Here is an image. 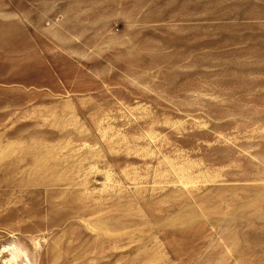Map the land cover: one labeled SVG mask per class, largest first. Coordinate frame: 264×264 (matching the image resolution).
Instances as JSON below:
<instances>
[{"label": "rangeland", "instance_id": "1", "mask_svg": "<svg viewBox=\"0 0 264 264\" xmlns=\"http://www.w3.org/2000/svg\"><path fill=\"white\" fill-rule=\"evenodd\" d=\"M25 5L0 0V246L264 264V0Z\"/></svg>", "mask_w": 264, "mask_h": 264}, {"label": "clouds", "instance_id": "2", "mask_svg": "<svg viewBox=\"0 0 264 264\" xmlns=\"http://www.w3.org/2000/svg\"><path fill=\"white\" fill-rule=\"evenodd\" d=\"M8 253L7 259L0 260V264H20L23 260L24 264H32L28 259L27 249L19 243H9L7 245L0 246V255Z\"/></svg>", "mask_w": 264, "mask_h": 264}, {"label": "crops", "instance_id": "3", "mask_svg": "<svg viewBox=\"0 0 264 264\" xmlns=\"http://www.w3.org/2000/svg\"><path fill=\"white\" fill-rule=\"evenodd\" d=\"M37 1H39V0H32V2H33V4L35 3V2H37ZM25 3H28V0H22V5H23V9H22V6L20 7V9H21V11L19 12V15L21 16V12H22V16H21V18H22V21H24V24L26 25V22H27V19H28V14H29V12H28V14H27V11H26V7H27V5H25ZM34 8V10H36V7H33Z\"/></svg>", "mask_w": 264, "mask_h": 264}]
</instances>
